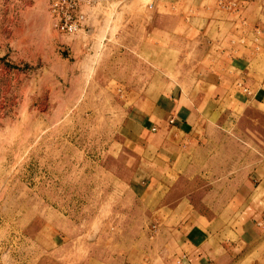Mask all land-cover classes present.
Here are the masks:
<instances>
[{"label":"rangeland","instance_id":"obj_1","mask_svg":"<svg viewBox=\"0 0 264 264\" xmlns=\"http://www.w3.org/2000/svg\"><path fill=\"white\" fill-rule=\"evenodd\" d=\"M49 1L0 0V264H166L180 228L225 242L222 264H264L230 216L264 167V107L198 92L206 141L174 165L151 131L170 91H202L219 53L259 41L264 0H97L72 34Z\"/></svg>","mask_w":264,"mask_h":264},{"label":"crops","instance_id":"obj_2","mask_svg":"<svg viewBox=\"0 0 264 264\" xmlns=\"http://www.w3.org/2000/svg\"><path fill=\"white\" fill-rule=\"evenodd\" d=\"M264 22V19H263ZM264 25V23H263ZM254 29V28H253ZM255 30V29H254ZM259 41L255 40L253 30L247 34V43L239 44L225 49L217 56L218 61L222 59V65L215 67L213 71L203 73L201 82L202 91H194L192 95L184 92L174 94L170 91V97L166 96L162 102V112L167 117L166 123L160 129L154 128L156 135L169 140L171 152L165 154L173 158V165L177 162H186L189 155L203 146L206 140L199 142L197 134L203 130L204 123H198V92L203 95L206 88H213L204 98L217 97L220 104L225 106H238L241 108L262 105L264 107V28ZM247 90V91H246ZM172 121V122H171ZM163 147V148H164ZM169 154V155H168ZM170 163V162H169ZM185 165V164H184ZM185 167V166H184ZM257 172V173H256ZM257 179L255 183L247 180L234 190V211H230L231 218L235 216L240 224H246L241 229V242L247 247H260L264 235V167L255 169ZM228 201L224 202V216L228 218ZM226 224L227 221L225 220ZM188 225V224H187ZM186 225V226H187ZM182 226V227H186ZM260 226V227H258ZM178 240L175 255L166 264H222L226 260H233L236 254L226 252L225 242L219 243L211 233L204 234L197 230L189 237L184 235L183 230H178ZM214 241V246L209 245ZM242 250V249H241ZM241 252V251H240Z\"/></svg>","mask_w":264,"mask_h":264},{"label":"built area","instance_id":"obj_3","mask_svg":"<svg viewBox=\"0 0 264 264\" xmlns=\"http://www.w3.org/2000/svg\"><path fill=\"white\" fill-rule=\"evenodd\" d=\"M97 0H50L49 12L53 18L55 29L61 34H72L84 25L86 13L83 4ZM172 122V121H171ZM154 130V128H152Z\"/></svg>","mask_w":264,"mask_h":264}]
</instances>
